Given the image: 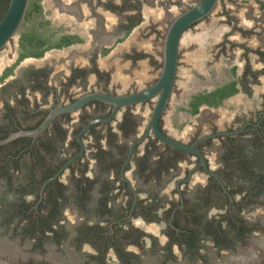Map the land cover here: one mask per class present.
I'll return each instance as SVG.
<instances>
[{
    "label": "flooded vegetation",
    "instance_id": "1",
    "mask_svg": "<svg viewBox=\"0 0 264 264\" xmlns=\"http://www.w3.org/2000/svg\"><path fill=\"white\" fill-rule=\"evenodd\" d=\"M182 2L169 0V15ZM254 2L264 11V0ZM148 4V0H77L71 9L65 8L82 25L94 14H101L99 10L117 18L105 26L100 22L91 30L95 48L87 66L69 65L60 75L50 64L21 66L22 61L15 74L4 79L0 85V141L22 130L36 129L51 108L70 105L88 93L123 95L153 85L161 70L162 51L157 57L148 48L138 47H162L159 39H164L175 17L153 22L148 32L136 39L137 44L130 46L131 51L123 54L128 73L142 75L139 89L119 92L113 83V70L101 69L98 64L100 56L130 41L144 22ZM219 4L224 24L230 26L220 46L225 53L227 47L242 51L238 63L241 74L236 66L231 77L236 91L225 100L243 93L250 105L237 111L228 125L221 127L209 120L208 132L204 133L202 126L190 142L179 140L193 145L207 135L229 133L197 147L214 175L205 171L198 156L165 145L152 131L133 149L122 175L131 146L147 130L158 96L120 108L107 121L102 119L110 116L112 105L89 102L58 116L37 138L20 136L0 145V257L23 255L28 258L23 264H183L175 253L178 249L181 260L192 264H212L215 257L221 260L223 250L238 253L228 264H253L264 259V29H257L263 23L255 17L252 28L239 27L240 19L229 11L225 0ZM118 71L127 73L123 68ZM148 73L154 75L149 82L144 81ZM168 109L169 105L160 119V130L171 136L164 126ZM94 120L98 121L81 135L82 156L62 175L70 174L69 185L61 182L62 176L47 182L80 152L78 136ZM87 147L93 152L98 172L95 178L89 177L91 163H84ZM189 157L194 158L192 167L182 173ZM198 165L200 168L189 176ZM196 174L202 179L195 185ZM68 211L77 218L68 219ZM4 235L19 239V244L8 242ZM226 259L219 264H226Z\"/></svg>",
    "mask_w": 264,
    "mask_h": 264
},
{
    "label": "rangeland",
    "instance_id": "2",
    "mask_svg": "<svg viewBox=\"0 0 264 264\" xmlns=\"http://www.w3.org/2000/svg\"><path fill=\"white\" fill-rule=\"evenodd\" d=\"M76 1L77 0H41L40 2H37V0H30L25 20L19 32L0 52V85L9 75L15 74V70L22 62L18 61L20 55L19 39L21 33L38 29L46 31L47 36L53 34V41L58 40L62 35L69 34L80 38L82 43H84L87 38L85 33H89V37V35H92V31L99 26L100 22L104 23L105 26L111 21L114 22L117 18L109 13L99 10V13L101 14H94V17H89L88 22L82 25L78 19L71 15V13H66L65 11V8H67L66 10L71 9V6ZM182 1L183 2L179 6L181 9L175 7L169 15V11H167L169 0H148L149 4L143 13L144 22L130 38V41L136 40L137 38L141 39V33L148 32L150 29L149 26L153 24V22H161V19L164 16L168 18V20L169 16L174 18L181 12L180 10L188 6H194L199 0ZM225 2L229 11L240 19L239 27L252 28V26H255L252 20L257 17L263 23L260 26H257V29H264V11L259 10V6L254 0H225ZM69 3L71 4L69 5ZM94 4L97 3L94 1ZM4 5L5 4L0 1V10ZM37 5L41 7V11L39 12H37ZM164 8H166V12L162 14V9ZM222 8V5L219 4L208 20L186 33L181 42L178 77L169 104V109L165 115L164 126L166 130L169 131V135L184 142H190L202 126L203 132H208L209 127H206L207 121H215V123H218L219 126L223 127L230 123V120H232L233 115H235L237 111L246 109L250 105L247 96L240 93L217 105L211 106L209 104H201L198 106V111L194 112L193 103L197 101L195 100L196 96L209 94L228 83L231 80L233 71L236 69V66H238V63H240L239 56L242 53L241 50L236 49L230 51L229 47H227L228 51L225 53L224 47L220 46L223 41V35L230 27L224 24L225 18L221 15ZM159 27L161 28L162 26L159 25ZM83 29L88 30V32ZM156 35L157 34L153 35V40ZM235 38L236 36L234 39ZM237 38L242 42H247V39H244L239 35H237ZM254 39L257 43L260 42L259 35L254 36ZM162 40L163 37L159 39V45L162 44ZM258 66L262 67V64H258ZM238 69L240 75L242 69L239 66ZM148 117H150V115H148L147 118ZM66 148L68 153L67 156H69L71 149L68 145ZM92 154V149L87 147L84 163L86 161L91 163L89 177L95 178L98 172L95 170V162L92 159ZM214 156L213 153L210 154L212 166L216 165ZM193 161V157L186 159V162L182 166V173L188 171L189 167H192ZM130 176L134 177L132 172H130ZM69 177V173L62 176L61 182L69 185ZM201 179L202 176L196 174L194 175L192 182L196 185ZM136 180L142 182L139 179ZM176 180L177 177L172 180V184L170 185L171 188H174ZM164 196L162 195V197ZM67 216L68 219L77 218L71 211H68ZM1 233L3 232L0 231V236H2ZM4 236L8 242H15L17 245L19 244V239L9 238L7 235ZM210 245H213V242H210ZM51 249L53 250L52 247ZM175 253L179 262L181 261L183 264H192L181 260L182 257L178 249H175ZM237 254L238 253H233L232 250H223V258L219 260L215 257L212 264H219V262H223L227 257L226 264H228L231 257ZM36 258L39 262L38 257ZM27 260L28 258L23 255L14 257L2 255L0 257V264H23ZM169 264H177V262L171 261ZM253 264H264V259L256 260Z\"/></svg>",
    "mask_w": 264,
    "mask_h": 264
},
{
    "label": "water",
    "instance_id": "3",
    "mask_svg": "<svg viewBox=\"0 0 264 264\" xmlns=\"http://www.w3.org/2000/svg\"><path fill=\"white\" fill-rule=\"evenodd\" d=\"M218 2L219 0H201L198 4L180 13L172 20L163 39L161 70L159 72L158 79L150 87L141 91H136L123 95L105 94L100 92L88 93L70 105L58 108H51L49 110V114L36 129L29 131L22 130L18 133H14L7 139L1 140L0 145L7 144L20 136L37 138L40 134L44 133L49 128V126L55 121L58 116L64 113L77 111L78 109L82 108L83 106L92 101H100L112 105L113 110L110 116L102 119L104 121H107L111 120L118 113L120 108L143 103L151 98L158 96V100L154 108L151 120L148 124L147 130L144 135L131 146L128 159L126 160L122 169V175H124L125 167L130 161L133 149L138 144L143 142L151 131L157 137V139H159L165 145L198 156L200 165L203 164L205 171L214 175V173L207 166L206 157L197 149V147L205 140L229 133L217 132L202 137L201 139L197 140L193 145H187L171 136L164 134L160 130V119L162 118L168 105L171 102L176 86L179 67L180 47L183 36L191 26L201 22L209 15H211L212 12L216 9ZM29 3L30 0L9 1L8 7L5 13L3 14L2 18L0 19V52L6 47L9 42L13 40V38L19 32L25 20ZM97 121L98 120H94L90 122L80 132L78 136V142L81 146L80 152L70 158L61 167V169L47 182L60 178L64 174L67 167L72 164L77 158L82 156L84 152V144L81 140V135L86 132L87 129ZM200 165L193 169L190 172L189 176L196 172L200 168Z\"/></svg>",
    "mask_w": 264,
    "mask_h": 264
},
{
    "label": "crops",
    "instance_id": "4",
    "mask_svg": "<svg viewBox=\"0 0 264 264\" xmlns=\"http://www.w3.org/2000/svg\"><path fill=\"white\" fill-rule=\"evenodd\" d=\"M71 3H69L70 5ZM82 44H73L71 46H67V48L63 49H54L46 53L43 58H27L23 60L21 66L23 65H34L37 67L43 66V64H50L53 66L56 71H59V74L62 75V71L66 69L69 65L75 66H87L89 57L94 50L93 38L88 37ZM128 43H121L118 44L117 47L110 49L106 55L100 56L98 59V64L101 69L110 70L112 69L114 72V79L113 83L118 85L119 92H128L130 89H139L141 86L142 75L139 77L136 73H128L126 62L122 63L123 61V54L128 53L131 51L130 46L137 44L136 40L127 41ZM141 43V42H140ZM138 43V44H140ZM142 44H144L142 42ZM139 49H147L148 52H151L155 55L160 56L162 51V47H158L157 45L153 47H144L140 44ZM160 58V57H159ZM123 71H127L126 74H121L118 70L122 69ZM59 76V75H58ZM137 77V79L135 78ZM154 78V75L148 73L144 77V81H151Z\"/></svg>",
    "mask_w": 264,
    "mask_h": 264
},
{
    "label": "trees",
    "instance_id": "5",
    "mask_svg": "<svg viewBox=\"0 0 264 264\" xmlns=\"http://www.w3.org/2000/svg\"><path fill=\"white\" fill-rule=\"evenodd\" d=\"M10 0H5L6 5L0 10V19L5 13ZM41 0H37L40 2ZM4 3V4H5ZM41 11V7L37 5V12ZM53 34L46 35V31L33 29L29 32H23L19 39V62L27 58H43L47 52L54 49H63L76 43H82L81 39L73 35H62L58 40L53 41ZM7 75V74H6ZM236 82L231 79L228 83L209 93L196 96L197 100L193 103L194 112L198 111V106L201 104H209L211 106L220 104L228 96L232 95L235 89Z\"/></svg>",
    "mask_w": 264,
    "mask_h": 264
}]
</instances>
